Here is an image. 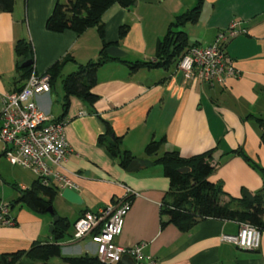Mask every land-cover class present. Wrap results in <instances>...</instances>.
Instances as JSON below:
<instances>
[{"label":"crops","instance_id":"0c3cea01","mask_svg":"<svg viewBox=\"0 0 264 264\" xmlns=\"http://www.w3.org/2000/svg\"><path fill=\"white\" fill-rule=\"evenodd\" d=\"M197 1L138 0L136 6L127 9L115 4L102 18L105 41L118 43L126 53L123 61H155L158 42L171 23L194 8ZM57 2L16 0L12 13L0 11V112L3 96L25 84L19 82L18 41L32 44L34 69L39 75H46L55 63L65 61L51 92L37 101L52 120L66 122L70 150L58 171L71 184L64 187L54 182L59 188L51 207L54 214L34 212L25 204L9 207L20 196L14 187L30 188L37 177L13 166L0 145V209L7 208L14 222L0 223V255L27 250L35 242L54 243L55 233L50 228L57 216L68 223L58 241L62 257L32 264H65L63 258L95 257L96 246L90 238L75 239V223L85 213H96L121 199L128 187L139 196L132 202L118 245L130 248L144 243V253L158 264H264V231L260 249L247 251L222 240L223 235L238 234V222L209 218L188 231L170 222L162 208L173 201L171 181L164 167L156 163L166 152L177 151L189 158L212 151L210 160L217 170L209 180L222 184L224 202L241 199L244 190L256 194L264 188L262 174L252 165L264 169L262 128L258 123V119H264V0H204L198 21L184 27L189 44L203 46L213 43L233 23L238 24V30H246L226 45L239 71L237 77L211 87L185 80L175 66L132 72L123 61H109L99 68L92 90L98 100L90 104L72 97L65 117L63 82L81 65L98 60L103 41L96 28L82 35L48 31L46 22ZM124 26L127 32L121 38ZM107 124L114 136L121 138V152L130 153L140 163L135 172H128L129 165L122 166L107 143L100 141L101 137L112 140L106 135ZM162 139L165 143L159 151L147 155L146 147ZM236 150L243 151L252 162L231 153ZM15 168L30 172L33 178L24 180ZM67 187L81 196L82 204L63 198ZM123 261L135 264L129 257Z\"/></svg>","mask_w":264,"mask_h":264},{"label":"trees","instance_id":"16d2710c","mask_svg":"<svg viewBox=\"0 0 264 264\" xmlns=\"http://www.w3.org/2000/svg\"><path fill=\"white\" fill-rule=\"evenodd\" d=\"M138 0H58L53 13L46 22V29L53 33H63L72 31L77 35H82L87 30L96 28L103 41V48L97 61H91L81 65L77 72L68 75L63 87L65 91L64 115L67 114V108L72 97L85 99L90 104L98 100L92 90L97 84L98 70L109 61L119 60L107 54V49L111 46H118V43H107L105 41V29L102 18L106 11L113 5L119 4L123 8H130ZM16 0H0V11L12 13ZM204 0H198L194 8L178 16L171 23L164 39L158 42L156 59L152 62H127L123 61L132 72H137L141 68L147 69H170L177 67L180 59L192 46L189 44L187 33L182 30L187 24L196 23L200 17ZM127 27L120 30V37L126 35ZM16 53L20 58L18 69L21 72L19 82H26L32 72L35 70V63L27 68L22 65L32 60L34 62V49L31 43L20 40L15 46ZM64 62L55 63L47 72L50 76L51 84L62 73ZM24 85L17 89L21 91ZM262 128L261 141L264 145V119H258ZM106 135L112 140L101 137L102 143H107L110 153L114 157L121 159V164L127 167L134 157L128 152H121V138L114 136L111 127L107 124ZM165 140L152 141L146 147L147 155H155ZM238 154L248 163L252 161L243 151L236 150L231 152ZM212 151L185 158L177 151L166 152L156 163L164 167L166 177L171 181L173 201L164 204L162 214L170 218V222L180 225L181 229L188 231L199 221L204 219H218L224 221H233L251 224L264 231V188L253 194L254 201L244 197L241 199L231 198L229 202H224L223 197L226 193L222 184L213 183L209 178L216 172L217 166L211 163ZM252 165L258 169L264 178V169L258 164L252 162ZM189 169V171H186ZM20 196L9 207L25 204L31 210L37 213H48L52 207L59 188L56 184L48 186L35 180L30 188L21 190L14 187ZM1 212V209H0ZM164 225V224H163ZM55 242H35L27 250H20L14 253H5L0 255V264H32L35 262H48L50 259L62 257L61 247L58 241L62 239L65 231L68 229V223L65 219H60L55 224ZM65 264H104L97 256H81L63 258Z\"/></svg>","mask_w":264,"mask_h":264},{"label":"built area","instance_id":"2783aa9c","mask_svg":"<svg viewBox=\"0 0 264 264\" xmlns=\"http://www.w3.org/2000/svg\"><path fill=\"white\" fill-rule=\"evenodd\" d=\"M237 25L233 23L209 45L194 44L188 49L177 65L185 80H197L202 85L214 87L239 75L234 61L226 52V45L232 39L247 33L246 30H238ZM51 90L50 76L39 75L34 70L21 91L3 96L0 145L13 166L33 172L43 185L56 182L60 186H69L71 182L58 171L70 150L66 140V122L52 120L37 101ZM138 196L137 192L126 187L121 199L96 213H85L75 223V239L90 238L96 246V256L104 264H119L128 257L135 264H158L155 258L144 253V243L130 248L117 244L132 202ZM0 223H14L7 208L1 209ZM222 240L242 250L256 251L261 247L262 231L251 224L240 223L238 234L223 235Z\"/></svg>","mask_w":264,"mask_h":264},{"label":"water","instance_id":"95a60500","mask_svg":"<svg viewBox=\"0 0 264 264\" xmlns=\"http://www.w3.org/2000/svg\"><path fill=\"white\" fill-rule=\"evenodd\" d=\"M137 5V3H135V6ZM107 54L110 56V57H113V58H123L126 53L121 50L118 46H111L110 48L107 49ZM34 64V62L32 60H28L26 61L23 65H22V68H27V67H30ZM140 168V163L137 161V160H134L132 161L128 168H127V171L128 172H135L136 170H138ZM186 171H189V169H187ZM62 196L63 198H65L66 200H68L70 203H73V204H77V205H80L82 204V198L81 196L75 192L71 187H67L63 190L62 192ZM243 197L250 200V201H254V196L251 192L247 191V190H244L243 191ZM48 213L50 214H54L53 212V209L52 208H49L48 209ZM60 220L59 217L55 216L54 217V220H53V225L51 226L50 230L51 231H54L55 229V224ZM123 264L124 261H122Z\"/></svg>","mask_w":264,"mask_h":264},{"label":"rangeland","instance_id":"374dc122","mask_svg":"<svg viewBox=\"0 0 264 264\" xmlns=\"http://www.w3.org/2000/svg\"><path fill=\"white\" fill-rule=\"evenodd\" d=\"M62 1H65V0H62ZM182 30H185L184 29V27L182 28ZM13 168V167H12ZM15 170L16 171H19V173H20V175L22 176V178L24 179V180H29V179H32L33 178V175L30 173V172H28V171H23V170H21V169H16L15 168ZM1 186H3L2 185V181L0 180V188H1ZM1 190V189H0Z\"/></svg>","mask_w":264,"mask_h":264}]
</instances>
